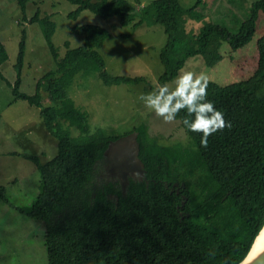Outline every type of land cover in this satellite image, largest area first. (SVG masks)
<instances>
[{
	"label": "trees",
	"instance_id": "1",
	"mask_svg": "<svg viewBox=\"0 0 264 264\" xmlns=\"http://www.w3.org/2000/svg\"><path fill=\"white\" fill-rule=\"evenodd\" d=\"M16 1L25 9L40 0ZM68 1L77 5L68 15L72 20L89 10L105 19L117 16L123 26L162 25L167 41L160 53L161 86L174 81L189 59L200 55L213 69L225 59V45L241 51L263 33L256 40L252 74L228 85L209 80L207 99L231 128L209 137L207 148L200 144L201 134L184 128L190 148L162 145L148 137L144 126L136 127L145 178H130L124 190L120 182L97 180L109 144L121 136L101 128L92 131L88 114L70 95V86L80 73L84 77L93 71H99L107 85L141 83L146 77L108 73L100 54L111 35L108 29L75 25L72 31L84 37V45L71 48L67 43L60 58L53 42L57 25L51 17L41 18L37 12L30 19L31 24L40 23L56 68L41 77L34 94L20 90L28 40L23 30L18 78L14 85L2 73L0 79L14 87L16 100L40 109L45 128L58 141L57 154L46 163L39 155H21L35 164L40 190L30 206L17 210L44 223L48 264H240L264 226V0L252 4L249 19L236 33L206 20L198 9L204 0L188 10L179 0H155L147 6L134 0L137 8L128 0ZM188 20L203 22L198 33L187 30ZM8 59L0 40V66ZM42 90L57 104L44 106ZM185 116L182 110L176 120ZM63 120L79 134L73 135ZM0 202L10 203L4 185Z\"/></svg>",
	"mask_w": 264,
	"mask_h": 264
},
{
	"label": "rangeland",
	"instance_id": "2",
	"mask_svg": "<svg viewBox=\"0 0 264 264\" xmlns=\"http://www.w3.org/2000/svg\"><path fill=\"white\" fill-rule=\"evenodd\" d=\"M128 1L137 8L134 0ZM153 1L141 0V6L150 5ZM179 1L188 10L198 0ZM255 1L204 0L198 9L206 15L207 21L227 26L236 33L241 22L249 19ZM76 8L77 5L68 0L30 2L25 9L16 0H1L0 40L6 46L9 59L0 66V73L12 85L15 84L23 30L28 32V40L20 90L34 94L41 77L56 68V60L43 38L40 23L29 22L37 12L41 18L50 16L57 25L53 42L60 58L68 50L67 43L71 48L84 45V37L72 31L75 25H99L111 34L100 49L108 73L112 76L146 77V81L107 85L99 71L84 77L82 73L77 75L70 86V95L77 106L88 114L91 130L101 128L108 135L123 137L136 127L144 126L148 137L157 139L162 145L179 144L193 148L180 121L165 124L140 99L141 95H147L161 86L159 77L164 72V66L160 53L167 41L164 27L160 24H144L138 28H134L133 24L123 26L117 16L105 19L89 10L82 12L77 20L69 19V13ZM202 26L203 22L193 20H188L186 24L187 30L195 33ZM262 33L263 30L241 51H232L225 45L222 49L225 59L213 69L205 64L200 55L189 59L183 69L196 74L203 72L219 85L245 79L256 66V40ZM241 67L243 69L236 72ZM168 86L174 88L175 80ZM13 88L0 79V185L6 187L10 201L9 204L0 202V264H48L44 223L17 210L30 206L40 190V174L35 164L21 155H39L46 163L57 154L58 141L45 128L40 109L25 100H16ZM42 95L44 106L57 104L47 98L45 90H42ZM63 123L73 135L79 134V130L71 127L68 121L63 120ZM135 177L138 178L137 175H129V179ZM104 179L120 182L118 173L107 169L106 161L100 164L97 173L98 182Z\"/></svg>",
	"mask_w": 264,
	"mask_h": 264
},
{
	"label": "clouds",
	"instance_id": "3",
	"mask_svg": "<svg viewBox=\"0 0 264 264\" xmlns=\"http://www.w3.org/2000/svg\"><path fill=\"white\" fill-rule=\"evenodd\" d=\"M208 84L209 78L205 73L196 74L181 69L174 88L170 89L168 85L158 86L155 91L141 95L140 99L165 124L174 123L177 115L186 110V116L181 121L184 128L201 134L200 144L207 148L209 137L232 126L214 103L207 99ZM260 232L264 234V227ZM241 264H247V257Z\"/></svg>",
	"mask_w": 264,
	"mask_h": 264
},
{
	"label": "water",
	"instance_id": "4",
	"mask_svg": "<svg viewBox=\"0 0 264 264\" xmlns=\"http://www.w3.org/2000/svg\"><path fill=\"white\" fill-rule=\"evenodd\" d=\"M138 137H139V133L138 132H134V133L125 135L123 137H120L119 139H117L115 141H112L110 144L113 145V146H110L106 150L104 157H105V160H106L109 155L114 153V155L117 156L118 159H120L121 162L123 163L124 168H125L124 170H126L125 174L126 173L129 174L131 168L134 165L138 164L140 166L141 170H142L141 173H142V177H143V178H141L139 180H143L145 178V169H144V164L142 163V160L139 157L140 144H139V141H138ZM133 175L136 176L137 174H133ZM138 178H139V176H138ZM127 184H129V182H126V185ZM184 199L187 200L188 198L186 196H184ZM185 200L183 201V205L186 202ZM261 234L262 233L259 232L258 236L256 237L255 242H254L249 254L247 255V260H248V257H249V255L251 254V252H252V250L254 248V245H255L257 239L261 236ZM247 264H264V248L261 249L258 253H256L255 256L252 259L247 261Z\"/></svg>",
	"mask_w": 264,
	"mask_h": 264
},
{
	"label": "flooded vegetation",
	"instance_id": "5",
	"mask_svg": "<svg viewBox=\"0 0 264 264\" xmlns=\"http://www.w3.org/2000/svg\"><path fill=\"white\" fill-rule=\"evenodd\" d=\"M110 146H113V145L109 144L108 148H109ZM111 149H112V148H111ZM111 152H112V151H111ZM105 161H106V164H107V169H108L109 171H116V172L118 173V176H119V178H120L121 186H122V188H123L124 190H125L124 187H126V182H129V175H130V174H137V175L139 176V178H137V179H141V178H143V177H142V173H141L142 170H141V168H140V166H139L138 164L134 165V166L131 168L129 174H127V173L125 174V171H126V170H124L125 168H124L123 163L121 162L120 159H118L117 156L114 155V153H112L111 155H109ZM115 161H116V162H115ZM135 179H136V178H135ZM108 180H110V179H108ZM113 180H115V179H113ZM176 184H177V183H176ZM123 185H124V186H123ZM127 185H128V184H127Z\"/></svg>",
	"mask_w": 264,
	"mask_h": 264
},
{
	"label": "bare ground",
	"instance_id": "6",
	"mask_svg": "<svg viewBox=\"0 0 264 264\" xmlns=\"http://www.w3.org/2000/svg\"><path fill=\"white\" fill-rule=\"evenodd\" d=\"M132 133H134V132H132ZM263 248H264V234H261V236L257 239V241H256V243L254 245V248H253L251 254L249 255L247 261H249L250 259H252L255 256V254L258 253Z\"/></svg>",
	"mask_w": 264,
	"mask_h": 264
}]
</instances>
